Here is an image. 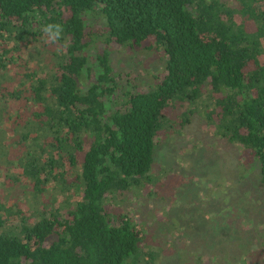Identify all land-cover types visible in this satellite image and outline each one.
Segmentation results:
<instances>
[{"label": "trees", "instance_id": "obj_1", "mask_svg": "<svg viewBox=\"0 0 264 264\" xmlns=\"http://www.w3.org/2000/svg\"><path fill=\"white\" fill-rule=\"evenodd\" d=\"M113 46L151 50L161 72L137 90ZM201 112L264 189V0H0V188L17 198L0 200V264L151 263L130 199Z\"/></svg>", "mask_w": 264, "mask_h": 264}, {"label": "rangeland", "instance_id": "obj_2", "mask_svg": "<svg viewBox=\"0 0 264 264\" xmlns=\"http://www.w3.org/2000/svg\"><path fill=\"white\" fill-rule=\"evenodd\" d=\"M86 17L93 31L103 26L98 14ZM109 51L113 70L137 90L147 88L163 67L161 56L151 50L113 46ZM204 115L157 144L152 194L130 199L140 248L153 255L147 264H253L264 259V189L242 176L237 154L212 136ZM9 173L0 167V181ZM0 200L13 204L17 198L0 188Z\"/></svg>", "mask_w": 264, "mask_h": 264}, {"label": "clouds", "instance_id": "obj_3", "mask_svg": "<svg viewBox=\"0 0 264 264\" xmlns=\"http://www.w3.org/2000/svg\"><path fill=\"white\" fill-rule=\"evenodd\" d=\"M41 31L44 34L45 43L57 45L62 39L64 28L59 23H47L42 26Z\"/></svg>", "mask_w": 264, "mask_h": 264}]
</instances>
